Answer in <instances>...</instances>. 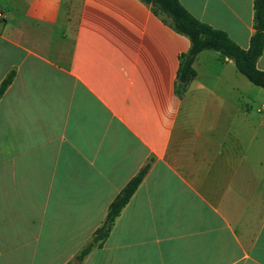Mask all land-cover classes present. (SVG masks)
<instances>
[{"label":"crops","instance_id":"0c3cea01","mask_svg":"<svg viewBox=\"0 0 264 264\" xmlns=\"http://www.w3.org/2000/svg\"><path fill=\"white\" fill-rule=\"evenodd\" d=\"M179 1L248 48L253 0ZM189 46L141 0H0V264H264V89L207 49L179 96Z\"/></svg>","mask_w":264,"mask_h":264},{"label":"trees","instance_id":"16d2710c","mask_svg":"<svg viewBox=\"0 0 264 264\" xmlns=\"http://www.w3.org/2000/svg\"><path fill=\"white\" fill-rule=\"evenodd\" d=\"M151 10L169 24L176 32L186 36L190 46L179 55V67L175 80V92L182 96L190 81L195 76L193 61L202 50H214L231 59L238 72L243 74L252 84L264 89V71L256 66L264 46V0H253V33L247 49L239 47L225 31L214 28L192 16L179 0H141ZM13 74L9 73L0 83V97L11 83ZM146 168L135 175L115 196L108 206L106 216L96 231L100 240L106 237L112 228L121 209L127 204L139 186ZM97 243L89 242L77 254L82 259Z\"/></svg>","mask_w":264,"mask_h":264},{"label":"rangeland","instance_id":"374dc122","mask_svg":"<svg viewBox=\"0 0 264 264\" xmlns=\"http://www.w3.org/2000/svg\"><path fill=\"white\" fill-rule=\"evenodd\" d=\"M259 108H260V112L255 111V117H257L258 119H264V109L260 106H259ZM95 238H97V236ZM95 238L93 240H95ZM93 240H92V242H93Z\"/></svg>","mask_w":264,"mask_h":264},{"label":"water","instance_id":"95a60500","mask_svg":"<svg viewBox=\"0 0 264 264\" xmlns=\"http://www.w3.org/2000/svg\"><path fill=\"white\" fill-rule=\"evenodd\" d=\"M98 237H99V236H97V238H95V240H93V242H96V241H97V239H98Z\"/></svg>","mask_w":264,"mask_h":264},{"label":"built area","instance_id":"2783aa9c","mask_svg":"<svg viewBox=\"0 0 264 264\" xmlns=\"http://www.w3.org/2000/svg\"><path fill=\"white\" fill-rule=\"evenodd\" d=\"M262 107L264 108V105Z\"/></svg>","mask_w":264,"mask_h":264}]
</instances>
